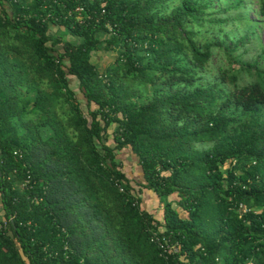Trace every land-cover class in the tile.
<instances>
[{
    "label": "trees",
    "instance_id": "16d2710c",
    "mask_svg": "<svg viewBox=\"0 0 264 264\" xmlns=\"http://www.w3.org/2000/svg\"><path fill=\"white\" fill-rule=\"evenodd\" d=\"M228 1L0 0V264H264V45Z\"/></svg>",
    "mask_w": 264,
    "mask_h": 264
},
{
    "label": "rangeland",
    "instance_id": "374dc122",
    "mask_svg": "<svg viewBox=\"0 0 264 264\" xmlns=\"http://www.w3.org/2000/svg\"><path fill=\"white\" fill-rule=\"evenodd\" d=\"M230 3L231 0L226 2L225 5H228ZM258 7H259V0H248L249 19L257 21L259 22V24L256 30L257 32L256 39L253 37L252 43L243 46L240 49V52H243L246 58H251L253 56H256L260 50L261 45H264V18L258 17L257 14ZM119 51L120 50L118 51L101 50L94 52L93 62L98 66L101 72H103L104 70L107 69V67L116 65V60L117 57L119 56ZM220 64L222 65L226 64L224 54L222 52H218L215 59L212 62L213 66H218ZM238 74L240 76V84L249 83L255 78V75L251 76L245 71H238ZM125 82L128 85H132L131 87L135 88V91H138V93H141L145 97L149 96L152 91V87L149 86V84H140L134 81L132 78H126ZM72 86L76 89L79 99L83 101L82 103L86 108L85 99L82 95V92L78 90V88H76L77 86L75 83H72ZM114 127L115 125H112L111 128L109 129V134H110L109 141L113 146L115 145V141L113 139ZM118 158L122 161L124 165V169L129 174V177L134 180L135 189L136 190L140 189V185L136 183L137 181L142 180L140 178L141 169L137 163V158L134 156V154L131 153V151L128 148L122 150L119 153ZM226 168H224L225 171ZM142 196L145 203L144 207L149 211L154 212L158 217H161L162 216L161 213L163 211V204L159 202L158 196H156V194H154L152 191L146 189L142 192ZM178 209L182 211L181 208L178 207Z\"/></svg>",
    "mask_w": 264,
    "mask_h": 264
},
{
    "label": "built area",
    "instance_id": "2783aa9c",
    "mask_svg": "<svg viewBox=\"0 0 264 264\" xmlns=\"http://www.w3.org/2000/svg\"><path fill=\"white\" fill-rule=\"evenodd\" d=\"M76 11L78 12V19L82 20L84 17L82 13L84 11V7L79 6L76 8ZM26 182H28V180L25 181V183ZM121 190H123V188H121ZM7 227H8V220L5 218H0V229H7ZM160 232L161 231L154 232L151 240L158 245L159 249L161 250V254L165 258H168L171 253L173 254L179 251V246L176 243H170L164 236L161 237L159 235Z\"/></svg>",
    "mask_w": 264,
    "mask_h": 264
},
{
    "label": "crops",
    "instance_id": "0c3cea01",
    "mask_svg": "<svg viewBox=\"0 0 264 264\" xmlns=\"http://www.w3.org/2000/svg\"><path fill=\"white\" fill-rule=\"evenodd\" d=\"M0 218H4V208H3V203L1 199V193H0Z\"/></svg>",
    "mask_w": 264,
    "mask_h": 264
}]
</instances>
